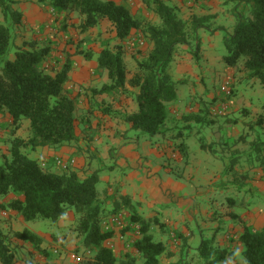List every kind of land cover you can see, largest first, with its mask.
I'll return each mask as SVG.
<instances>
[{
    "label": "trees",
    "instance_id": "trees-1",
    "mask_svg": "<svg viewBox=\"0 0 264 264\" xmlns=\"http://www.w3.org/2000/svg\"><path fill=\"white\" fill-rule=\"evenodd\" d=\"M36 1L56 16L79 15L82 33H88L102 21L111 24L119 44L114 50L106 47L100 52L98 70L107 74L108 83L95 92L131 95L138 109L134 114H125L124 120L150 137L164 136L168 131L169 103L177 98V85L186 83L174 80L172 75L177 49L190 45L191 41L197 42L195 58L199 59L202 45L199 32L212 30L209 23L214 16L194 17L189 23L182 20L176 9L164 0H141L160 19V25L144 26L128 5L113 0ZM14 5V0H0L5 19L4 23L0 21V123H3L6 113L10 115L9 122L4 120L5 128L10 132L9 149L7 155L0 158V196L9 200L2 208L18 214L26 224L40 221L59 223L67 219L68 212H74L76 221L71 229L80 237L82 247L95 254L93 260L85 264H162V257L171 256V252L165 243L155 240L152 222L139 215L128 197L110 208L108 200L113 199L107 198L105 192L101 199L98 192V172L82 179L74 168H59L57 158L49 168L48 164L43 167L25 153L38 148L57 150L79 143L76 118L79 102L68 90L74 68L73 55L66 54L59 70H47L52 45H41L34 40L25 41L21 46L17 44L15 27L21 22V13L13 9ZM224 6L232 7L235 19L231 33H226L224 28L213 30L225 33L223 46L227 54L222 57L224 63L230 70L240 69L248 79L260 80L264 86V0H224ZM134 32H143L152 49L144 61L138 62V71L128 78L124 44ZM75 55L85 56L87 60L93 58L91 52H77ZM229 88L227 97L231 98L235 92L231 85ZM112 112L111 108L104 110L105 114ZM205 112L204 116L196 113L185 116L183 120L210 124L212 120H207L210 109L206 108ZM263 122L264 116H261L259 123ZM259 144L264 145V142ZM180 148L185 154V144ZM202 148L213 150L205 144ZM53 167L58 171H52ZM237 202L231 200L229 208L238 207ZM123 210H128V214ZM228 215L241 221L235 212ZM113 216H121L122 228L104 225ZM243 228L239 243L243 246L245 264H264V228L255 230L246 224ZM128 232L139 235L137 239H122L136 254L130 251L116 254L112 240L118 234L120 238ZM13 237L31 245L35 252L48 260L45 264H54L49 262L51 251L43 247L44 240L37 233L26 227L15 232ZM199 251L204 264L236 260L234 252L221 250L214 239L202 240ZM0 264H21L17 262L11 238L1 228Z\"/></svg>",
    "mask_w": 264,
    "mask_h": 264
},
{
    "label": "rangeland",
    "instance_id": "rangeland-1",
    "mask_svg": "<svg viewBox=\"0 0 264 264\" xmlns=\"http://www.w3.org/2000/svg\"><path fill=\"white\" fill-rule=\"evenodd\" d=\"M113 1L128 5L132 14L139 18L144 26L148 24L160 25L158 16L147 9L141 0ZM164 1L176 9L182 20L189 23L194 17L208 16L211 15L212 10L221 9L215 15L217 19L215 17V20L213 19L209 25L213 30L224 28L226 33L232 32L235 19L232 15V7H225L224 0H215L212 4L202 2L201 4L199 0ZM14 2L16 5L13 6V9L21 13V22L15 27L18 36L17 44L21 46L23 42L33 40L41 45L50 43L53 52L46 63L47 70H59L65 61L66 54H72L73 58H78L83 62L85 56L75 54L77 52H91L94 60L104 48L114 50L119 44L113 27L107 21H102L99 26L88 33H82L80 29L82 18L77 14L56 16L49 9L38 4L36 0H14ZM0 21L5 22L1 8ZM203 33L206 32H199L200 35ZM220 33L219 36H222L221 46H219L220 38L219 40L213 39L212 45L206 46L202 43L199 59L195 58L196 51H198L197 42L191 41L190 45L178 47L173 62L175 65H172L171 71H175L176 63L179 60L183 63L182 67H189L188 64L193 63V68L198 72L195 75L196 71L190 68L186 73L187 76L185 75L186 80L174 79L186 83L177 85V98L169 103L168 131L164 136L150 137L132 128L124 120L125 114L121 117L120 114L118 115L119 119L125 122L123 125L119 124L114 133H116L115 136L122 147H127L126 145H129L130 142H134L137 145V153L144 157L151 156V145L158 146V152H164L161 160L167 163L165 166L164 162L162 168L167 170V166H171L170 179L183 185L184 198H192L193 203L195 202L201 207L205 206L208 212L217 217L220 228L223 227L226 217H229L230 201L237 200L239 206L243 204L240 210L244 214L247 212L248 216L251 215L253 218L249 220L250 223H253L251 226H259L261 229L264 226V213H262L264 212V145L259 143L264 142V122L263 124L259 123V119L264 116V86L258 79H248L240 69L229 70L222 59L227 54L223 46L225 33ZM124 49L128 78H131L138 71V62L144 61L148 57L152 44L143 32H134L131 38L125 42ZM14 54L15 52L12 53L11 59H13ZM87 73L88 77H95L94 80H102L100 71L96 68L92 67L87 70ZM226 81H229L232 90L235 92L231 98L227 97L224 88ZM69 86H71L70 83L68 89ZM100 86L102 87V85ZM127 88L131 90L129 86ZM199 90L201 92L204 90V93H200ZM118 96L123 98L122 94L116 93L113 101L118 102L120 107L129 109L131 107V95L124 98V101H121ZM224 105L228 107L227 111L219 114L220 107ZM206 108L210 109L207 118L209 121L212 120L210 124L195 121L187 123L183 120L185 116L196 113L204 116ZM96 111L84 115L77 110V130L81 139L79 143L74 142L68 146H79L84 150V154L79 155L86 159L87 169L91 166L90 163H93L96 168H102L98 174L99 178L104 176L111 178L112 176L111 190L116 193L120 188V178L125 176L124 173L128 171L124 166H119V163L116 165L118 160L114 156L117 154L115 146L107 142L96 143V139L101 136L102 126L111 130L114 129L115 126H109L108 120L115 118L117 113L113 111L107 116L102 109H96ZM104 117H108V120ZM97 123L101 125L98 129L96 128ZM5 126L4 122L0 123V133L7 138L0 141V158L6 156L9 149L10 132ZM181 132L182 134L179 136ZM181 144H185L187 149L185 154L180 148ZM202 144L211 146L212 152L209 149L204 150ZM93 147L103 152L105 158L94 160L90 154H86L88 148ZM25 153L30 159L42 164L46 161L49 148H38L35 151L27 150ZM76 169L75 166L73 170ZM113 170L115 175L111 173ZM52 171H56V169L53 168ZM166 177L165 175V178L162 179L168 181ZM109 184L99 179L97 188L101 199L105 191L110 192ZM8 200L0 196V228L11 238L18 263L45 264L46 261L48 262L39 252H35L31 245L13 237L15 232L23 231L26 227L43 238V247L52 253L49 262L54 264H85L93 260L94 252L85 250L81 245L80 237L71 229L76 221L74 212H68L67 219L59 221V223L40 221L26 224L20 222L18 214L2 208ZM202 219H197L200 227L207 221V218ZM227 221L228 225L233 224L231 218H228ZM216 228V225L211 224L208 230L215 232ZM195 230L197 237L200 231ZM130 233L131 238L136 237L135 233ZM191 245L199 246L200 243L197 239H193ZM126 251L129 252L130 249L126 248ZM184 262L187 264H204L199 248L195 252L193 250L192 255L186 258Z\"/></svg>",
    "mask_w": 264,
    "mask_h": 264
},
{
    "label": "crops",
    "instance_id": "crops-1",
    "mask_svg": "<svg viewBox=\"0 0 264 264\" xmlns=\"http://www.w3.org/2000/svg\"><path fill=\"white\" fill-rule=\"evenodd\" d=\"M199 1L200 3L202 2L204 4H212L215 0ZM219 11H221V9L217 8L215 10H212V13H210L214 16V20L216 17L215 15H217ZM201 31L206 32L200 35L201 42L203 44H205L206 46L209 44L212 45L213 39L219 40L220 38L221 40L219 41V46H221L222 36H219L221 34L220 31L213 32V29L211 31ZM98 56L94 60H87L86 58H82L84 59L83 62L78 58H73L74 68L70 74L71 86H69L68 90L73 97L77 98L79 102L78 111L84 115L95 113L97 112L96 109H102L104 112V110L107 108H111L112 111L117 113L116 117L113 119L109 118L108 120V117H104L108 120L109 126H115L116 128L114 127V129L111 130L107 127L104 128L102 126L101 136L96 139V143L107 142L109 144H112V146L114 145L117 149V154L114 155L116 157L115 159L118 160L116 162V165L117 163H119V166H124L128 171L124 173L125 176L120 178V188H118V191L116 193L112 192L111 190L112 176L111 178L108 176L99 178L100 181L103 180L107 183H110V192L105 191L107 198L113 199L112 201L108 200L109 206L113 207L114 204L116 205L119 202L121 203L122 198L128 197L131 200L132 204L136 206L139 215L144 219L152 222L151 231L155 236V240L163 243H165L166 240L165 245L167 246L168 251L171 252V256L162 257V264H187V262L185 263L184 260L186 258H189L192 255L193 250L195 252V250L200 246L191 245V241L193 239H197L200 244L202 240L214 239L215 244L218 245L221 250H229L234 252V254L236 255L237 261L234 259H227L225 262L219 264H245L244 258L242 257L243 246L239 243V237L243 233V227L245 224L248 226H251L253 224L252 222H249V220L253 218H251V215L248 216L247 212L246 214H244L240 210L243 205H238V207H236L237 209L235 208V210L234 208L231 209L228 207V210H231L229 212H235L241 218V221L233 220L231 218L233 220V224L228 225L227 220L230 217H226L225 214L224 216L227 218L225 222L227 223L223 222V227L220 228L218 226L217 217L208 212L205 206L201 207L195 202L193 203L192 198H184L185 194H183V185L176 183L175 181L170 179L169 173L171 171V166H167V170H164V168H162L164 167V162L165 166L167 165V163L166 161L161 160L163 159L162 156L164 152H158V146L151 145V156L144 157L142 154L137 153V145H135L134 142H130L129 145H126L127 147H122L120 145V141L115 136L116 133L114 132L117 129L118 125H123V122L125 121L123 120L122 122L121 119H119L118 115L120 114L121 117L123 114H134L137 112L138 108L133 98L130 101L131 107L129 109H125L123 107H120V105H118V102L113 101L114 95L99 94L95 92V90L99 91L105 84L108 83L107 74H103V72L101 71L100 76H102V80H94L95 77L87 76V70H90L92 67L98 70ZM179 64L181 65L179 66ZM172 65H175V63H172ZM176 65V69L174 68L175 71L172 72L173 77H175L174 79L182 78L186 80L185 75L187 76L186 73L190 68L194 69L196 71L195 75H197L198 70L193 68V63L188 64L189 67H182L183 63L178 60ZM100 85H102V87ZM199 91L202 94L204 93V90L203 92H201V90ZM126 97L128 96H123V98L118 96L121 101H124V98ZM121 104L124 106L123 102H121ZM106 115L108 116L110 114ZM3 120H5V123L9 122L10 115L6 113ZM98 127H101L100 123L96 124L97 129ZM0 137H5L1 138L0 141L2 139H7L6 136L1 133ZM79 154H84V150L79 146H64L57 150L49 149V154L46 158V161H44L42 165L43 167H45L47 166L46 164H48V167L50 168V166H52L51 163L54 161V159L59 157L64 159H75V166L77 168L75 171L82 179L87 178L95 172H98L99 174V171H101L102 168H96L93 166V163H90L89 165L91 166H89V169H87L88 164H86V159L81 158ZM86 154H90L91 158H93L94 160H96L97 158H105V154L94 147L88 148ZM55 169L56 171H58L57 168ZM157 171L159 173H156ZM111 173H114V170ZM165 175L167 176L166 178H168V181H164L162 179L165 178ZM242 201L241 204L243 203ZM123 211L128 214V210ZM202 218H207V221L203 225H201L202 227H200V225H198L199 222L197 221V219L201 220ZM18 219L20 220V222H23L21 217ZM211 224L217 226L215 232H211V230H208ZM253 228L255 230H259V226ZM263 228L264 226L261 227V229ZM195 229L200 231V234L197 237L195 236ZM206 232L209 233L205 234ZM177 235L179 236V238H176ZM131 236V233L128 232L124 237L130 239ZM138 236L139 235L137 234L134 239L139 238ZM121 241L122 240L119 238V234L115 239L112 240V244L115 247L114 251L116 254H121L123 251H126V248H128V245L121 243ZM128 249H130L131 253L136 254L133 248Z\"/></svg>",
    "mask_w": 264,
    "mask_h": 264
},
{
    "label": "built area",
    "instance_id": "built-area-1",
    "mask_svg": "<svg viewBox=\"0 0 264 264\" xmlns=\"http://www.w3.org/2000/svg\"><path fill=\"white\" fill-rule=\"evenodd\" d=\"M229 81L225 82L224 88L226 89V93L229 96L230 91H229ZM228 107L226 105L221 106L218 113L219 114H223L227 111ZM56 163L58 165L59 168L63 169V170H68L70 167L74 168L76 165V160L75 159H64V158H57L56 159ZM105 226L107 227H113V226H117L118 228H122L123 226V222H122V218L121 216H113L111 219H108L105 223ZM120 239H125L124 236H121Z\"/></svg>",
    "mask_w": 264,
    "mask_h": 264
}]
</instances>
